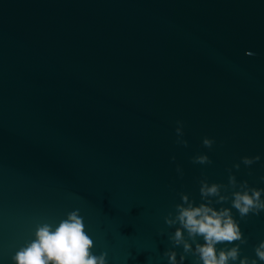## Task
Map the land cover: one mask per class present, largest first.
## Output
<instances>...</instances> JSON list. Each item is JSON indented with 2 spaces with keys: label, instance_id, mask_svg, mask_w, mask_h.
Listing matches in <instances>:
<instances>
[{
  "label": "water",
  "instance_id": "water-1",
  "mask_svg": "<svg viewBox=\"0 0 264 264\" xmlns=\"http://www.w3.org/2000/svg\"><path fill=\"white\" fill-rule=\"evenodd\" d=\"M229 169L264 189V0H0V264L75 209L107 264H168L165 217ZM231 211L255 258L264 210Z\"/></svg>",
  "mask_w": 264,
  "mask_h": 264
},
{
  "label": "clouds",
  "instance_id": "clouds-1",
  "mask_svg": "<svg viewBox=\"0 0 264 264\" xmlns=\"http://www.w3.org/2000/svg\"><path fill=\"white\" fill-rule=\"evenodd\" d=\"M176 123V143L187 147L188 141L183 139V122ZM202 143L204 147L211 149L214 140L205 137ZM259 159V156L242 157V163L250 166ZM192 162L202 165L212 163L206 154L192 157ZM234 167L239 169L240 165L236 164ZM177 171H181L179 166ZM228 171V185L209 184L206 179L200 180L202 202L197 206L188 195L182 194V203L175 206V215L169 213L165 217V223L169 227L178 225L175 232L168 237L173 249H183L179 260L175 250L165 251L163 256L168 259V264H184L188 255L194 257L193 264H235L237 261L239 264H257L258 260L264 262V241L254 247L255 258H241L240 245L247 244L248 241L231 211V208H235L241 220H245L250 213L259 214L264 210V199L261 198L264 189L250 187L246 180L238 183L235 175L231 174V169ZM229 188L232 189L230 194H222V189L228 192ZM213 198L216 204L231 201V208H215ZM33 236V239L27 241L11 257L13 264H107L106 252L96 255L92 251L94 241L86 231L79 209L66 213L58 224L38 222ZM198 237L203 239V243L198 241ZM237 241L239 243H235ZM221 243L225 247L218 250L217 245ZM229 244L233 246L228 247Z\"/></svg>",
  "mask_w": 264,
  "mask_h": 264
}]
</instances>
